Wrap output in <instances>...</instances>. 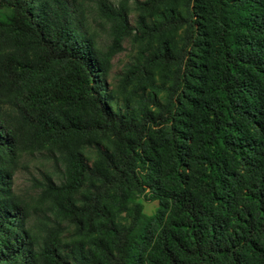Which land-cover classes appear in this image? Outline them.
Instances as JSON below:
<instances>
[{
  "label": "trees",
  "instance_id": "trees-1",
  "mask_svg": "<svg viewBox=\"0 0 264 264\" xmlns=\"http://www.w3.org/2000/svg\"><path fill=\"white\" fill-rule=\"evenodd\" d=\"M0 264H264V0H0Z\"/></svg>",
  "mask_w": 264,
  "mask_h": 264
},
{
  "label": "rangeland",
  "instance_id": "rangeland-1",
  "mask_svg": "<svg viewBox=\"0 0 264 264\" xmlns=\"http://www.w3.org/2000/svg\"><path fill=\"white\" fill-rule=\"evenodd\" d=\"M133 20L134 13L131 12L129 14V21L131 24H133ZM94 26L96 29L98 28L96 24H94ZM135 53V46L132 45L129 40H124L122 43V50L111 58V67L106 79L109 89H113L115 87L117 75L122 71L125 64L134 57ZM49 168V163L41 155H35L33 157L22 155L19 161V167L15 171L12 178V187L14 192L22 196H34L35 191L32 187V178H39V173ZM137 201L141 203L142 211L147 215L152 214L156 209L157 202L155 200L148 199L147 195H140L137 198Z\"/></svg>",
  "mask_w": 264,
  "mask_h": 264
}]
</instances>
